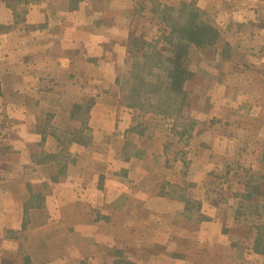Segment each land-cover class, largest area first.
Wrapping results in <instances>:
<instances>
[{
  "label": "crops",
  "instance_id": "1",
  "mask_svg": "<svg viewBox=\"0 0 264 264\" xmlns=\"http://www.w3.org/2000/svg\"><path fill=\"white\" fill-rule=\"evenodd\" d=\"M149 1L0 0V264H264L228 181L247 167L264 202V102L239 96L264 78V0H195L225 13L233 53L199 117L216 132L192 136L124 102L131 39L160 26Z\"/></svg>",
  "mask_w": 264,
  "mask_h": 264
},
{
  "label": "rangeland",
  "instance_id": "2",
  "mask_svg": "<svg viewBox=\"0 0 264 264\" xmlns=\"http://www.w3.org/2000/svg\"><path fill=\"white\" fill-rule=\"evenodd\" d=\"M149 1V0H147ZM178 1H176L177 3ZM150 5L149 8L151 9V14H152V20H150V23H154L155 25L159 24L160 26L158 29L150 30V28H145L144 32H147L146 34L150 36L151 34L156 35V39H154L150 45V47H146L145 43L143 42L142 37H135L131 39V45L129 47V56L127 59V64L124 68V73L121 76V81L119 84L121 89L124 90V102L126 104L130 105L131 98L128 97L129 93L127 91L128 84L132 80V73L135 72L136 66L135 64L137 63V59H140L139 56L144 52V50H147L148 54H150L153 59L151 63L153 65H164L166 56L170 55V47H169V28L167 27V23L171 24L172 22H175L180 25H184L185 21V16L184 14H188V11H184V14H180L179 11L183 8V4H189L192 5L193 7L197 8L195 0H191L189 2L186 1H180L179 4H174L172 2H163V1H154L150 0L148 2ZM190 6V7H192ZM210 14V15H209ZM208 16L206 17L203 13L198 16L197 22L203 21L207 25H210L211 27L215 28L218 34V38L216 40V44H207L204 46V48H199L197 46H190L187 49V55H186V63L185 66L186 68L191 72V77L190 79L186 82L184 89L186 92V102H185V107H184V112L180 115H178V118L175 122V127L173 130H171L170 125L165 123V124H159V127L162 129L165 128V132L168 133L167 136H192L193 132L201 131L205 128L211 127V125H214V121L211 124V121L204 120L202 118V123H200V113H203V104H206L207 101V96H210L211 94V89L214 85L212 75L215 74V71L218 69H223L227 70L230 66L231 63L229 64L228 57L231 56L233 53V50L230 49L229 44H228V36L226 35V29H219L215 25L217 21L224 22L223 19L227 22L228 20L225 19L226 15L225 13L220 14L219 16H212V13H209ZM223 16V17H222ZM169 17V18H168ZM168 24V25H169ZM229 27V26H228ZM231 31L234 36L236 35L235 32H237L238 28L235 27L234 25L230 26ZM230 31V32H231ZM248 31V30H247ZM245 31L244 33H246ZM233 40V38L229 39ZM238 40V39H237ZM241 41V40H239ZM242 42V41H241ZM243 44V42H242ZM155 52L160 53L161 55H156ZM245 52H248V50H245ZM223 54L225 57V61L216 60L215 58L218 57L217 54ZM240 54V53H239ZM238 56V53L237 55ZM221 63V64H220ZM154 70L153 72H158L156 75H152L150 77V81L155 82L157 80V76H162V70L159 69H152ZM143 70H139L140 74ZM212 72V75L211 73ZM148 73H145L146 79L148 77ZM203 76V77H202ZM246 76V75H245ZM256 77H246V82L243 83L241 82L242 86L246 88V90L249 88V85L254 84L255 86L253 87L256 88L257 90L254 91L253 93H240V101L242 103L248 102L249 99L255 100L257 102H264V89H263V83H264V78H261L260 80H255ZM263 89V90H262ZM193 90V91H192ZM210 91V92H209ZM217 95V94H216ZM130 96V95H129ZM248 104V103H247ZM247 104H244L246 106ZM138 105V104H136ZM133 107V106H132ZM141 113H148L142 109H139V106L134 107ZM187 108L189 110L188 114ZM245 115H248L249 111L248 109L243 108ZM185 114H187V118H184ZM157 115V114H156ZM169 117V116H167ZM209 122V125H208ZM218 126L214 125L213 126V132H216V128ZM239 129L243 131H247L248 128H244L242 126H239ZM228 130V128H227ZM231 130V128H229ZM220 133V131H219ZM225 135L228 134V131H225V128L221 132ZM220 133V134H221ZM184 140V138H183ZM184 146V141L178 142L174 144L173 148L181 150ZM173 150V149H172ZM236 168V167H234ZM251 173L248 172L247 167H244L242 165L238 166V171L236 169V172L231 173V176H228L229 179L228 181H236L237 178H239V181L244 183L248 178V176ZM238 181V182H239ZM231 182V183H232ZM253 183H259L261 184V179L253 181ZM244 193V192H243ZM243 193H240L238 196L239 200L241 203L247 205L248 202L253 201V205H257L255 207L251 205H247L250 207H245L246 209L243 210V213L246 214L249 218V222L251 223V227H255L259 224H262L264 226V219H262V216L264 215V202L263 199H261V196L258 195L256 196H251V198L248 200L247 198L240 197ZM242 210L240 209V212ZM264 218V217H263Z\"/></svg>",
  "mask_w": 264,
  "mask_h": 264
},
{
  "label": "trees",
  "instance_id": "3",
  "mask_svg": "<svg viewBox=\"0 0 264 264\" xmlns=\"http://www.w3.org/2000/svg\"><path fill=\"white\" fill-rule=\"evenodd\" d=\"M190 6L192 5L183 4V8L179 11L180 14H184L185 10L188 11V14H184V25L175 22L166 24L170 31L168 44L171 49L170 55L166 56V64L162 66L153 65L151 63L153 61L152 56L148 54L147 50H144L140 55V59H137L135 72L132 73V80L127 87L130 95L128 97L131 98V106H139L144 111L176 118L184 110L186 102L184 86L191 77V72L185 66L187 49L192 45L204 48L207 44H216L218 38L215 28L203 21L197 22V18L202 12ZM155 53L156 55H161L158 52ZM152 69H161L163 73L162 76H157L155 82L150 81V77L158 72L155 73ZM139 70H143L141 72L143 74H140ZM145 73H148L147 79ZM255 180L259 179L254 177V175L248 176L245 182V192L240 197L243 199L245 197L249 200L251 196L257 197L259 195L260 184L253 183ZM250 203H253V201L248 202L247 205L257 206ZM247 205L241 203L237 211L240 213L241 209L243 213V210L246 209L245 207H250ZM263 217L264 215L262 219H264ZM256 231L254 249L264 253V226L262 224L257 225Z\"/></svg>",
  "mask_w": 264,
  "mask_h": 264
}]
</instances>
